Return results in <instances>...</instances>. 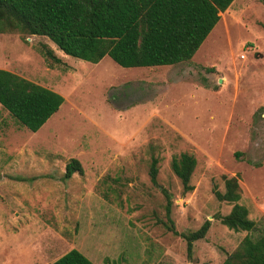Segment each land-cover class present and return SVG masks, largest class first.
I'll return each instance as SVG.
<instances>
[{
	"label": "rangeland",
	"instance_id": "1",
	"mask_svg": "<svg viewBox=\"0 0 264 264\" xmlns=\"http://www.w3.org/2000/svg\"><path fill=\"white\" fill-rule=\"evenodd\" d=\"M0 69L64 98L35 133L0 107V264H50L71 249L90 264H220L258 233L214 219L230 209L212 193L221 176H238L237 203L264 228V0H234L177 65L90 64L11 32L0 34ZM181 153L195 160L188 193L169 166ZM69 159L82 175L63 179ZM205 220L187 258L179 234Z\"/></svg>",
	"mask_w": 264,
	"mask_h": 264
},
{
	"label": "trees",
	"instance_id": "2",
	"mask_svg": "<svg viewBox=\"0 0 264 264\" xmlns=\"http://www.w3.org/2000/svg\"><path fill=\"white\" fill-rule=\"evenodd\" d=\"M233 0H0V34L19 32L47 38L64 55L90 64L108 57L122 68L172 66L190 61L201 43ZM40 55L61 64L52 51L43 47ZM62 97L44 87L0 69V107L28 131L36 132L62 104ZM157 161L151 159L149 181L155 184ZM170 170L182 193L192 190V156L181 153L170 159ZM82 175L80 164L69 159L63 179ZM17 181H24L16 178ZM223 191L213 189L218 202L230 205L229 212L215 216L222 226L248 234L220 264H264V228L256 229L240 199L238 176H221ZM165 194V193H164ZM171 202L165 194V216ZM210 222L179 234L187 258L192 243L203 239ZM170 231L177 235L169 226ZM50 264H90L71 249Z\"/></svg>",
	"mask_w": 264,
	"mask_h": 264
},
{
	"label": "crops",
	"instance_id": "3",
	"mask_svg": "<svg viewBox=\"0 0 264 264\" xmlns=\"http://www.w3.org/2000/svg\"><path fill=\"white\" fill-rule=\"evenodd\" d=\"M233 2H234V0H233ZM233 2H232V3H233ZM232 3H231V4H232ZM231 4H230V5H231ZM229 7H230V6H229ZM229 7H228V8H229ZM228 8H227V9H228ZM220 14H221V13H220ZM220 14H219V18H220ZM217 22H218V21H217ZM215 25H216V24H215ZM211 30H212V29H211ZM202 43H203V42H202ZM202 43H201V44H202ZM199 47H200V46H199ZM197 50H198V49H197ZM192 57H193V56H192ZM47 89H48V88H47ZM49 90L54 91V90H52V89H49ZM54 92H55V91H54ZM56 93H57V92H56ZM58 94H59V93H58ZM59 95H60V94H59ZM62 99H63V102H64V98H63V97H62ZM63 102H62V103H63ZM59 107H60V106H59ZM55 113H56V112H55ZM51 116H52V115H51ZM47 120H48V119H47ZM42 126H43V125H42ZM42 126H41V127H42ZM41 127H40V128H41ZM40 128H39V129H40ZM34 133H35V132H34Z\"/></svg>",
	"mask_w": 264,
	"mask_h": 264
}]
</instances>
